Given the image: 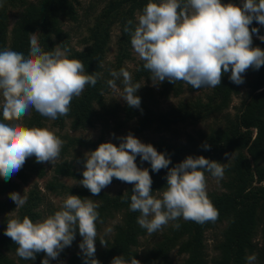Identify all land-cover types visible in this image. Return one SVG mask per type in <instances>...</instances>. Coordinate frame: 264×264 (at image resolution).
Segmentation results:
<instances>
[{
    "label": "trees",
    "instance_id": "obj_1",
    "mask_svg": "<svg viewBox=\"0 0 264 264\" xmlns=\"http://www.w3.org/2000/svg\"><path fill=\"white\" fill-rule=\"evenodd\" d=\"M161 1L164 0H108L90 28L89 45L83 51H75L68 45L62 24L78 19L79 0H37L34 3L0 0V74L8 66V56L16 65V71L6 79L5 85L14 86V104L23 99L21 107L31 111L24 133L41 130L42 120L48 117L60 127L68 118L75 130L93 126L98 120L106 122L105 110L97 106L103 105V94L110 85L127 90L134 98L122 108L125 120L137 119L138 129L155 132L170 130L177 124L196 125L212 116L217 118L227 109L231 97L238 94L241 85L247 88L236 115L226 116L216 128L195 131L185 143L165 139L151 141L149 148L158 157L145 170H141L134 148L119 145L131 155L132 166H129L119 151H109L104 146L102 137L70 140V146L77 145L90 154L89 163L103 166L106 172L99 180L88 179L64 161L57 166L56 174L73 178L85 186L47 184L48 189L72 195L75 200L88 196L96 202L84 212L70 202L50 211L49 223L56 225L57 221L66 220L67 224L59 233L63 238L61 256H66L68 245L77 250L76 239L83 240L87 229L97 230L121 215L111 240L106 241L104 247L77 250L67 263L170 264L169 253L176 250L186 256L181 264H264V53L257 54L239 41L243 35L264 37V0H258L257 10L249 11L243 10L246 0H176L179 12L189 3L199 4L201 34L180 43L176 49L149 54L127 81L120 73L122 57H126L134 33L133 14L158 11ZM10 8H19L21 13L9 31ZM229 17L237 30L226 25ZM114 23L121 26L119 53L114 69L106 65L103 70L108 32ZM252 40L264 48V40ZM35 46L42 68L56 64L57 46L66 51V55L51 81L34 80L30 83L34 90L28 95L31 89L25 72L29 53ZM166 65L171 67V72L159 82V97L167 98L171 93L177 96L183 86L194 89V78L211 70L216 81L214 95L206 103H180L159 110L153 89L140 86L139 82H149ZM237 66L247 73L243 80L235 74ZM78 77L83 84L80 92L74 91ZM7 138L0 134V143ZM30 147L26 143L15 144L0 152L2 176L14 175L24 183L31 176L44 175L41 159L18 158ZM228 155H233L232 160L228 161ZM219 167L225 171L226 180L222 181L225 191L207 193L199 201L189 202L190 215L184 220L174 218L162 240L140 255L139 239L146 234L141 217L148 201L157 193H165L162 206L168 211L187 196L189 189L200 187L207 172L213 173ZM119 181L127 182L129 187L125 193L115 196L98 186ZM175 182L177 185L173 187ZM18 187L13 181H0V215L17 212L15 217L5 216L0 221V264H54L49 259L51 247L46 244L54 229L51 224L44 228L37 225L42 219L38 208L43 198L39 192L30 191L20 207L11 198L1 199ZM223 222L226 227L213 246L217 256L208 260L204 233Z\"/></svg>",
    "mask_w": 264,
    "mask_h": 264
},
{
    "label": "rangeland",
    "instance_id": "obj_2",
    "mask_svg": "<svg viewBox=\"0 0 264 264\" xmlns=\"http://www.w3.org/2000/svg\"><path fill=\"white\" fill-rule=\"evenodd\" d=\"M29 1L34 3L37 0ZM107 1L108 0H79L78 19L75 22L66 21L62 24V29L67 34V42L70 49L75 51H83L86 49L90 43V28L93 26L96 17L100 14ZM256 3H258V0H246L243 10H257ZM176 9V0H164L159 3L158 11H152L146 15L136 11L133 14L131 21L134 33L132 34L130 43H128L126 57H122L121 66L123 70L120 73L122 78L127 81L132 79L141 61L146 59L149 54H160L163 49H176L180 43H184L186 40L201 34L202 27L200 18L202 16V11L199 4L189 3L187 7L183 9V12L176 11ZM20 13L21 9L19 8H10L8 10L9 31L18 19ZM231 14L232 12L229 15ZM226 25L234 29L236 28L230 17ZM9 31L8 41L10 39ZM108 33V44L102 61L103 70L106 68V65H110V67L114 69L113 65L116 64L120 48V24H112ZM32 39H36L35 35L32 36ZM252 39L263 41L264 37L243 35L239 38V41L246 44L251 51L257 54H263L264 48L254 44ZM8 46L9 44L7 43V48ZM65 55L66 51L57 46L58 57L56 64L49 68H42L36 46L31 49L25 72L27 82L31 89L28 95H31L32 90H34V88L30 86V83L34 82V80L40 81V83H49L51 81L57 67L65 58ZM7 62V68L0 74V117L3 119L0 121V134L8 136V138L0 143V152L10 145L22 143L29 144L31 147L21 152L18 158L28 156L29 159H41L44 175L40 178L31 176L26 182L22 183L14 177V175L4 177L0 173V181H13L19 186L18 190L12 194H6L1 197V199L11 198L17 202V207H20L27 200L30 191H38L43 198L38 208L40 214H42V219L37 222L40 228H44L45 225L51 224L48 220L51 218L50 211L52 209L62 208L66 203L70 202L74 207L84 212L96 204V202L88 196L80 200H75V197L72 195L62 194L47 188V184L50 182H59L68 187L85 186V183L77 182L73 178L60 177L56 174L57 166L64 161L72 165L74 170L85 175L88 179L99 180L106 172L103 166L89 163L90 154L77 145L71 144L70 146V140H97L102 137L104 146L109 151H119L121 157L127 164L132 166L131 155L126 154L127 152L119 147V145L129 146L128 149H135V155L138 156L137 160H139L138 163L142 166L141 170H145L149 163L158 157V154L149 148V143L151 141L165 139L170 142L185 143L187 137L193 135L195 131H208L211 128H216L218 125L222 124L226 116L233 118L236 115L247 91L246 85L242 84L238 94L231 97L227 109L221 112L217 118L212 116L196 125L177 124L170 130L167 129L155 132L153 129H138L137 119L131 121L125 120L122 108L133 101L134 98L127 90L116 85H110L103 94V105L97 106V108L105 110L104 120H106V122L98 120L93 126L80 127L75 130L72 128L71 120L68 118L64 119L63 126L60 127L54 124L55 120L52 117H48L42 120L41 130L34 129L30 133H24L23 129L26 125V119H28L27 117L31 114V111L29 108L23 109L21 107L23 99L18 100L17 104L13 102V99L16 98V93L13 89L14 86H6L5 81L15 73L16 65L8 56ZM168 72H171V67L166 65L160 72L156 73L154 78L149 82L144 80L139 82L140 86L153 89L156 100L159 102V110L164 111L180 103L197 101L206 103L214 95L216 81L213 77V70H211L207 74L199 75L194 78L193 81L196 85L194 89L183 86L182 92L177 96L171 93L167 98L159 97L158 93L161 89L159 82L161 79L167 77ZM235 74L241 80L247 76V73L241 66L235 68ZM82 88L83 84L78 77L74 84V91L80 92ZM64 148L66 149L63 150ZM79 155L82 157L81 160L79 159ZM232 158L233 155L227 156L228 161L232 160ZM224 180H226V176L223 167H219L213 173L207 172L204 176L203 184L200 187L193 186L189 189L187 196L182 201L175 202L168 211H164L162 206L165 193L155 194V196L148 201L147 207L144 209L141 217L142 222L146 226V234L139 239V247L137 250L140 255L144 254L147 249L153 247L155 243L162 240L168 228L173 224L174 218L184 220L190 215V211L188 210L189 202L199 201L200 198L207 193L224 192L225 190L222 187V181ZM176 185L177 182L174 183L173 187ZM98 186L99 189H102L109 195L115 196L120 193H125L128 190L129 184L124 181H119L109 185L99 183ZM16 213L17 212L14 211L9 214L0 215V221L5 216L15 217ZM120 219L121 215H116L113 219L108 220L107 223L100 225V228L97 230L87 229L83 234V240L76 239V249L91 250L104 247L105 242L111 240L114 226L120 222ZM57 222L58 224L56 225L51 224L54 230L51 238L46 243L51 247L49 259L54 264H68V258L73 253L77 252V250L68 245L65 248L66 256L64 258L61 256L62 250L60 249V243L63 238L59 233L67 224L66 220ZM225 227L226 223L223 222L222 224L216 225L215 228L205 231L204 244L208 260L217 256L213 246L220 232ZM258 239L259 237H257L256 241ZM185 258V255H179L176 250L169 253L170 264H181ZM253 264L255 263L253 262Z\"/></svg>",
    "mask_w": 264,
    "mask_h": 264
},
{
    "label": "bare ground",
    "instance_id": "obj_3",
    "mask_svg": "<svg viewBox=\"0 0 264 264\" xmlns=\"http://www.w3.org/2000/svg\"><path fill=\"white\" fill-rule=\"evenodd\" d=\"M235 30H236V28H235Z\"/></svg>",
    "mask_w": 264,
    "mask_h": 264
}]
</instances>
